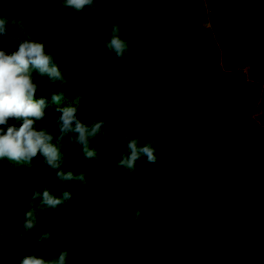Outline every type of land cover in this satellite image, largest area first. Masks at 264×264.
Returning <instances> with one entry per match:
<instances>
[{
    "label": "trees",
    "instance_id": "16d2710c",
    "mask_svg": "<svg viewBox=\"0 0 264 264\" xmlns=\"http://www.w3.org/2000/svg\"><path fill=\"white\" fill-rule=\"evenodd\" d=\"M93 6L0 0L8 22L0 50L43 43L68 81L31 69L35 99L45 100L35 127L53 135L61 170L85 176L61 181L40 154L30 163L0 159V264L51 261L61 251L65 264H264V0ZM117 24L129 47L123 58L107 48ZM52 91L64 94L59 103ZM68 106L89 127L105 122L89 142L93 159L70 142L75 133L56 140L57 109ZM121 137L154 142L156 162L119 165L128 154ZM45 187L72 198L41 208V197L31 198Z\"/></svg>",
    "mask_w": 264,
    "mask_h": 264
},
{
    "label": "clouds",
    "instance_id": "9594fccd",
    "mask_svg": "<svg viewBox=\"0 0 264 264\" xmlns=\"http://www.w3.org/2000/svg\"><path fill=\"white\" fill-rule=\"evenodd\" d=\"M64 7L74 9L78 12L83 11L86 7L91 6L95 11L94 3L99 0H55ZM7 20L0 16V36L6 32ZM119 25H113L111 38L107 44V48L115 53L119 58H123L125 53L129 51L128 44L121 39ZM155 42V38L153 37ZM38 70L40 76H46L49 81L60 82L66 84L68 81L62 75L58 66L54 63L53 57L46 54L45 45L40 42L23 40L19 43L18 49L11 54H6L0 50V125H6L9 119L22 121L19 128L9 126L5 130L0 127V159L7 158L13 162L30 163L38 155H42L45 164L56 170V177L61 181H71L74 178L83 182L85 180L84 173L74 176L71 171L65 172L61 170L62 157L57 144L52 143L53 135L44 128L36 130L35 125L38 121H42L45 116L44 107L45 100L43 98L35 99L37 85L33 82L31 69ZM63 93L57 95L52 91V100L59 103ZM62 114L57 120L59 125V136L56 137L57 142L69 133H75L71 139V143H78L82 146L85 157L93 159L97 155V150L89 148L91 138L97 137L98 133L104 125V121L95 122L90 127L81 122L77 118V107H63L57 109ZM101 137L106 138L104 132ZM127 139V152L119 161V165L131 170L134 169L136 162L143 156L146 157L148 163H155L157 156L152 143H145L140 146L139 137ZM71 191H63L61 197L54 196L47 187L42 192L35 191L31 198L34 202L41 197L40 207L55 209L64 201L72 198ZM140 211L135 212V218H139ZM36 220L32 211H28L24 217L23 228L31 230L35 227ZM2 235V230H0ZM50 234L43 233L39 237L40 241L47 240ZM67 251H61L57 259L46 261L44 258H38L35 255H25L20 264H65Z\"/></svg>",
    "mask_w": 264,
    "mask_h": 264
}]
</instances>
